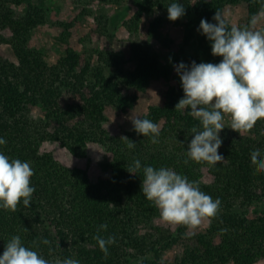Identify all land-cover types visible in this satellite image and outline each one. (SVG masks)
<instances>
[{
	"label": "trees",
	"instance_id": "1",
	"mask_svg": "<svg viewBox=\"0 0 264 264\" xmlns=\"http://www.w3.org/2000/svg\"><path fill=\"white\" fill-rule=\"evenodd\" d=\"M240 1L192 0V4H184L175 0L185 8L182 17L192 28L199 26L201 19L216 23L213 16L217 11L223 16L226 6ZM243 1L249 25L251 17L264 7V0ZM172 2L136 0L138 10L124 23L136 63L131 72L121 52L98 49L85 62L80 53L69 49L65 57L50 65L41 52L30 47L33 31L44 23V9L30 0H0V32L11 30L7 43L18 61L0 56V138L7 141L0 145V152L30 163L34 172L31 186L35 188L30 207L21 201L16 212L0 209V255L6 243L18 235L24 246L47 260L74 258L80 264H169L164 256L177 245L182 246V252L173 264H257L264 259V215H251L255 206L264 203V172H256L250 157L257 148L264 156V120L246 135L236 131L219 135L222 145L218 153L225 160L215 166L193 161L184 164L194 137L190 129L197 126L202 130V126L188 114L190 109L175 110L184 96L178 76L164 105L150 107L142 117L159 125L158 143H151L150 137L134 128L129 134L118 135L107 130L108 107L126 110L127 91L144 92L151 81L171 77L172 65L162 66L152 45L153 41L167 48L169 41L150 30V41L144 43L139 34L145 14L167 13ZM25 5L26 18L17 19L13 6ZM211 43L203 38L188 63L221 62L222 57L212 55ZM37 109L45 118L33 115ZM123 137L134 142L135 148L129 149ZM45 142L59 144L76 158L87 156L89 144L103 146L109 154L104 164L109 178L95 183L87 171L61 165L53 154L41 153ZM137 159L141 169L130 173L127 169ZM146 166L171 168L198 182L200 190L213 200L219 198V214L208 220L205 232L187 235L184 226L172 232L154 224L159 211L142 193ZM206 171L213 177L211 185L203 182ZM101 224L108 226L101 236L116 237L107 258L93 239ZM44 239L50 243L43 244Z\"/></svg>",
	"mask_w": 264,
	"mask_h": 264
},
{
	"label": "clouds",
	"instance_id": "2",
	"mask_svg": "<svg viewBox=\"0 0 264 264\" xmlns=\"http://www.w3.org/2000/svg\"><path fill=\"white\" fill-rule=\"evenodd\" d=\"M168 19L176 21L185 15L183 5L172 2L167 7ZM264 19V7L251 17L250 24L229 28L219 11L213 16L216 23L201 19L198 31L211 41L213 56L222 57L221 62L199 63L191 66L183 62L174 66L179 75L184 96L175 105L177 111H187L198 119L202 126H193L194 134L186 151L188 164L207 163L215 166L225 160L218 153L222 145L219 133L224 129L225 116L230 118V128L240 134L254 128L259 120H264V28L257 29V24ZM134 130L144 137H150L151 143L159 142L160 127L150 119L130 118ZM127 147L134 149L136 144L123 137ZM7 141L0 138V145ZM251 164L257 173L264 172V156L260 149L250 153ZM141 169L137 159L127 171L136 173ZM34 175L29 162L10 159L0 152V209L16 212L23 203L30 207L35 188L31 186ZM142 193L159 211L160 220L170 226L198 228L205 220L218 216L221 201L200 190L198 182L189 181L171 168L152 166L143 168ZM107 224L97 228L93 237L97 241L104 258L109 255V246L116 243V237L104 238L99 233L107 230ZM43 244H49L47 239ZM36 246V242L33 241ZM0 264H80L79 260L66 258L50 261L32 248L24 246L18 235L13 236L0 255Z\"/></svg>",
	"mask_w": 264,
	"mask_h": 264
},
{
	"label": "rangeland",
	"instance_id": "3",
	"mask_svg": "<svg viewBox=\"0 0 264 264\" xmlns=\"http://www.w3.org/2000/svg\"><path fill=\"white\" fill-rule=\"evenodd\" d=\"M184 4H192V0H179ZM44 9V23L33 31L30 47L38 50L44 55L50 65H55L61 58L65 57L69 49L75 50L82 56V61L94 55V50L118 51L126 61V67L134 71V62L130 42L131 37L124 28V23L130 19L138 10L136 0H30ZM28 7L13 6L14 15L17 19H25ZM222 18L231 26L243 27L248 25L247 3L241 0L237 4H231L224 8ZM68 26L69 28H67ZM257 29L264 28V19L257 24ZM199 26L190 27L188 20L181 17L176 21H170L168 14L156 11L154 14L143 16L140 28V39L144 43L150 41V30L161 33L163 41H169L167 48L158 42H153V48L159 55L162 66L172 65L171 77L166 80H153L144 92L129 90L126 95L129 105L126 110L108 107L106 111L107 130L114 134H129L134 126L130 118L145 116L150 107H162L166 94L177 86L176 79L179 76L175 67L183 62L189 67L188 58L193 54L204 36L198 31ZM0 56L10 62L18 63L17 58L7 43L11 37V30L0 32ZM191 35V36H189ZM191 37V43L186 44V38ZM33 115L38 119L45 118L42 110H35ZM225 127L219 133L225 136L234 132L230 126V118L225 116L223 121ZM244 135L248 134L243 133ZM85 158H76L66 149L54 142H45L41 153H51L63 166L79 168L88 172L91 180L101 183L109 178V173L104 164L109 158L106 149L99 144H89ZM203 182L211 185L213 177L208 171L204 173ZM251 215H264V203L255 206ZM155 225L162 226L172 232H179L182 226H170L164 224L160 218H156ZM209 228V221L205 220L196 229L186 228L187 235L205 232ZM182 252V246L177 245L168 251L164 261L173 264L177 256ZM257 264H264L261 259Z\"/></svg>",
	"mask_w": 264,
	"mask_h": 264
}]
</instances>
